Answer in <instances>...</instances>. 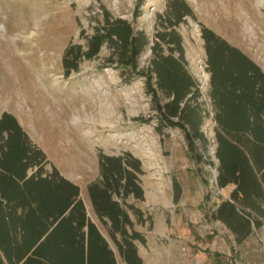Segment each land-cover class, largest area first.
<instances>
[{
  "label": "rangeland",
  "instance_id": "obj_1",
  "mask_svg": "<svg viewBox=\"0 0 264 264\" xmlns=\"http://www.w3.org/2000/svg\"><path fill=\"white\" fill-rule=\"evenodd\" d=\"M184 1L192 15L169 27L170 0H0V72L11 74L14 63L19 64L27 71L31 88L43 97L40 110L35 111L31 98L21 89L10 95L0 92V115L6 111L16 118L44 153L46 169L53 164L78 186L86 214L109 242L116 264L126 263L109 223L95 213L87 186L101 176V155L124 157L126 153L139 161L141 170L137 182L142 196L125 198L142 213L139 220L128 211L132 229L144 238L143 242L134 240L141 264H264L262 211L243 210L258 223L241 241L213 217L217 205L231 197L234 185L216 183L214 111L201 37L202 27L212 30L264 70V2L253 1L249 5L253 15L246 18L244 9H234V1ZM231 9L235 11L231 21L221 25L219 19ZM105 12L110 18L129 22L134 32L145 34L147 44L136 56L135 69L109 62L116 55L103 44L94 56L80 58L77 69L65 71V50H85L95 28L105 21ZM172 28L181 36L185 68L199 88L190 103H199L204 110L200 130L209 140L206 150L199 139L190 143L180 127L162 122L156 103L167 98L159 90L156 100L149 93L144 74L153 57L151 47L158 32ZM159 42L160 52L169 53L167 44ZM151 82L155 87L153 77ZM88 101L91 106L85 112L83 104ZM41 113L48 119L47 129L60 130L61 146H73L76 156L71 163L79 167L76 171L47 150L40 124L43 116L38 119ZM113 197L119 200L116 194ZM261 208L264 211V200ZM116 238L121 240L119 234Z\"/></svg>",
  "mask_w": 264,
  "mask_h": 264
},
{
  "label": "trees",
  "instance_id": "obj_2",
  "mask_svg": "<svg viewBox=\"0 0 264 264\" xmlns=\"http://www.w3.org/2000/svg\"><path fill=\"white\" fill-rule=\"evenodd\" d=\"M167 14V25L172 27L192 12L184 0H170ZM103 16L105 21L95 28L85 50H65V71L77 69L80 58L94 56L103 44L115 52L116 58L110 56L109 62L135 69L136 56L147 44L145 34L134 32L124 19L110 18L107 12ZM201 37L214 111L216 183L220 187L234 185L231 197L217 205L213 217L241 241L258 223L243 210L264 213V71L212 30L202 27ZM160 40L167 44L169 53L160 52ZM151 49L153 57L144 75L152 97L156 100L159 90L167 98L156 103L161 121L180 127L190 143L199 139L206 150L209 140L200 130L205 113L199 103H190L197 98L199 88L185 68L180 34L174 28L158 32ZM45 163L44 153L31 142L16 118L2 112L0 264H116L112 250L86 214L78 186L53 164L46 169ZM100 164V178L87 186L95 213L109 223L123 261L141 264L134 240L143 242L144 238L132 229L128 211L139 220L142 213L125 202L129 194L142 196L137 182L139 161L126 153L124 157L101 155Z\"/></svg>",
  "mask_w": 264,
  "mask_h": 264
},
{
  "label": "bare ground",
  "instance_id": "obj_3",
  "mask_svg": "<svg viewBox=\"0 0 264 264\" xmlns=\"http://www.w3.org/2000/svg\"><path fill=\"white\" fill-rule=\"evenodd\" d=\"M230 1H234V3L236 4V7L234 6V9L237 8L244 9L246 18H251L250 16L253 15V12L251 11V9H249V5L253 1L257 2L259 5H262L264 2V0H230ZM233 10L231 9L228 13L226 11L225 13L226 15L224 16L225 18L219 19L221 25L224 24L226 21L228 22L231 21L232 12H235ZM1 67L2 65H0V69H2ZM10 71L11 74L9 73L2 74L0 72V92L6 95H10L11 93L15 92L14 90L21 89L25 96L27 97L29 96L31 98L33 110L39 111L40 110L39 105L40 102L42 103L43 97L40 94L35 93V88L34 89L31 88L32 82L29 80L27 71L17 63H14ZM14 79L17 80V83H15ZM53 80L57 82L58 78L53 77ZM30 95H32V97ZM90 106H91L90 101L84 103L83 110L87 112ZM42 116L43 118L41 119ZM38 117H39L38 119H41L40 120L41 127L43 128V130L45 129L44 143H46L47 145V150L52 155L58 156L60 158L62 165H64L65 167H69L72 172L79 169V167L71 163V161L76 156L73 146L69 144L67 145V147H62L60 144V139H61L60 130L58 128H53L52 131L47 129L46 125L48 124V119L43 113H41V115ZM74 118L77 119L78 117L75 116Z\"/></svg>",
  "mask_w": 264,
  "mask_h": 264
},
{
  "label": "water",
  "instance_id": "obj_4",
  "mask_svg": "<svg viewBox=\"0 0 264 264\" xmlns=\"http://www.w3.org/2000/svg\"><path fill=\"white\" fill-rule=\"evenodd\" d=\"M264 71V70H263ZM103 236V235H102ZM104 237V236H103ZM104 239L106 240L107 244H108V247L112 250V248L110 247L109 245V242L107 241V239L104 237ZM113 251V250H112Z\"/></svg>",
  "mask_w": 264,
  "mask_h": 264
}]
</instances>
